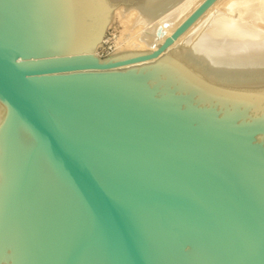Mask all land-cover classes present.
<instances>
[{
  "label": "water",
  "instance_id": "1",
  "mask_svg": "<svg viewBox=\"0 0 264 264\" xmlns=\"http://www.w3.org/2000/svg\"><path fill=\"white\" fill-rule=\"evenodd\" d=\"M141 1L0 0V264H264V84L143 63L216 0L88 52Z\"/></svg>",
  "mask_w": 264,
  "mask_h": 264
},
{
  "label": "bare ground",
  "instance_id": "2",
  "mask_svg": "<svg viewBox=\"0 0 264 264\" xmlns=\"http://www.w3.org/2000/svg\"><path fill=\"white\" fill-rule=\"evenodd\" d=\"M201 1L142 0L126 12L120 3L113 8L100 41L88 52L98 55L106 29L118 14L124 25V44L115 47L113 54L151 50ZM161 55L177 61L198 79L217 85L264 84V0H216L165 51L143 63ZM3 114L0 103V120Z\"/></svg>",
  "mask_w": 264,
  "mask_h": 264
},
{
  "label": "rangeland",
  "instance_id": "3",
  "mask_svg": "<svg viewBox=\"0 0 264 264\" xmlns=\"http://www.w3.org/2000/svg\"><path fill=\"white\" fill-rule=\"evenodd\" d=\"M121 18L122 17L119 14L112 18L108 28L106 29V39L97 49L98 56L105 57L111 55L114 53V50L116 49L115 47L119 46V44H124V42L121 41V36H123L122 33L125 34L123 32L124 25Z\"/></svg>",
  "mask_w": 264,
  "mask_h": 264
}]
</instances>
